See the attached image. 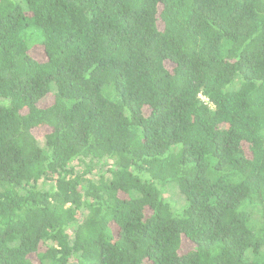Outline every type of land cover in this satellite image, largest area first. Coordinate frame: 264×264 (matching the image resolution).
<instances>
[{
    "label": "trees",
    "instance_id": "1",
    "mask_svg": "<svg viewBox=\"0 0 264 264\" xmlns=\"http://www.w3.org/2000/svg\"><path fill=\"white\" fill-rule=\"evenodd\" d=\"M0 264H264V0H0Z\"/></svg>",
    "mask_w": 264,
    "mask_h": 264
},
{
    "label": "rangeland",
    "instance_id": "2",
    "mask_svg": "<svg viewBox=\"0 0 264 264\" xmlns=\"http://www.w3.org/2000/svg\"><path fill=\"white\" fill-rule=\"evenodd\" d=\"M43 134H44L43 131H39V132H37L36 135L41 137V136H43ZM98 169L102 170V168H98ZM98 169L95 170V172H94L96 175H98L100 172ZM174 183L178 184V182H174ZM166 197L168 198V200H170L171 202H173L175 204L177 203V204L181 205L183 203L182 196L179 194L178 190L173 186H170L168 188V191H166Z\"/></svg>",
    "mask_w": 264,
    "mask_h": 264
}]
</instances>
